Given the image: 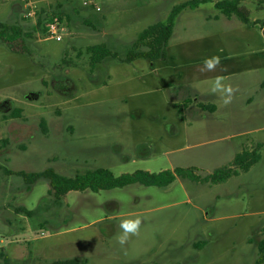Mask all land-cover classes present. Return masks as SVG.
<instances>
[{"label":"rangeland","instance_id":"374dc122","mask_svg":"<svg viewBox=\"0 0 264 264\" xmlns=\"http://www.w3.org/2000/svg\"><path fill=\"white\" fill-rule=\"evenodd\" d=\"M189 0H97L100 13L73 3L44 2L70 16L61 42L33 32L18 0H0V23L16 25L22 42H0V253L8 264H254L264 238V37L259 26L226 18L213 3L176 17L163 60L89 65L86 47L103 44L124 57L137 35L167 23ZM264 23V0H244ZM31 34V36H27ZM218 55L215 71H201ZM236 89L223 105L210 81ZM202 105L214 106L213 112ZM19 110V115L14 116ZM260 160L248 172L209 184L176 176L166 187L131 184L47 195L24 174L53 170L73 177L98 168L113 175L191 169L203 178L242 151ZM22 207L31 216L16 213ZM140 217V232L121 246L120 222ZM1 261V260H0Z\"/></svg>","mask_w":264,"mask_h":264},{"label":"trees","instance_id":"16d2710c","mask_svg":"<svg viewBox=\"0 0 264 264\" xmlns=\"http://www.w3.org/2000/svg\"><path fill=\"white\" fill-rule=\"evenodd\" d=\"M244 0H221L213 3L214 8L226 18L230 19L235 17L239 22L245 26H259L260 30L264 28V23L256 20H251L249 13L241 6ZM73 3L79 5L78 2L73 0L58 1V8L62 3ZM212 2L211 0H189L174 6L169 14L167 23H155L144 30H142L136 37L135 41L131 44L124 57H118L116 54L111 53L105 45L96 44L88 46L85 49L89 58V65L94 66L101 63L108 57H112L121 63H131L136 60H163L166 58V48L168 41L171 38L174 21L176 17L185 8L194 10L200 5ZM42 7V5H40ZM39 7V8H40ZM79 7H81L79 5ZM82 8V7H81ZM37 17L33 32H39L42 35L45 33V25L52 19H57L59 22L68 21L70 16L64 12L53 10L49 17L41 16L44 10L41 8L37 11ZM27 36H31L28 34ZM22 42L21 30L16 25H7L0 23V42L13 52L23 53L25 50H16V42ZM202 109L213 112L214 106L202 105ZM19 115V110L15 112L14 116ZM7 140L0 139V144L4 147ZM256 150L242 151L236 154L229 166L219 168L210 175L200 178L193 174L191 169L175 168L173 171L164 170L158 173H149L147 171L137 170L130 174H121L119 176L113 175L109 170L98 168L95 170H87L83 173L75 174L73 177H65L55 173L53 170H45L40 173L24 174L17 172L29 187L39 180H45L48 183L47 195L54 200H60L65 197L69 192H82L90 190L91 192H99L101 190H111L115 188H122L131 184H141L143 186H156L166 187L170 185L176 176L189 177L191 180L200 183L219 184L228 180L232 176L238 175L239 172H248L249 169L260 160V155ZM6 173L7 171L0 166V171ZM16 213H23L26 216H31L33 211L26 210L22 207L15 208ZM257 258L254 264H264V238L256 242ZM0 264H8V258L0 253ZM51 264H85V261L78 259H69L64 261H55Z\"/></svg>","mask_w":264,"mask_h":264},{"label":"clouds","instance_id":"9594fccd","mask_svg":"<svg viewBox=\"0 0 264 264\" xmlns=\"http://www.w3.org/2000/svg\"><path fill=\"white\" fill-rule=\"evenodd\" d=\"M221 64V57L214 55L206 57L203 62L201 71H215ZM210 91L213 94H219L223 105L227 106L232 102L235 88L231 84L225 83L224 77L217 76L210 81ZM142 219L136 217L134 219H124L120 222L121 233L117 236V242L123 246L125 245L132 236H136L140 232Z\"/></svg>","mask_w":264,"mask_h":264},{"label":"built area","instance_id":"2783aa9c","mask_svg":"<svg viewBox=\"0 0 264 264\" xmlns=\"http://www.w3.org/2000/svg\"><path fill=\"white\" fill-rule=\"evenodd\" d=\"M27 8L24 15L25 18H33L40 5L44 2H58L63 0H18ZM79 3V5L86 10H90L94 13H100L101 7L99 6L97 0H73ZM64 22H59L57 19H52L45 25V33L43 40H54L56 42H61L66 34V28L63 24Z\"/></svg>","mask_w":264,"mask_h":264},{"label":"water","instance_id":"95a60500","mask_svg":"<svg viewBox=\"0 0 264 264\" xmlns=\"http://www.w3.org/2000/svg\"><path fill=\"white\" fill-rule=\"evenodd\" d=\"M261 35L264 37V28L261 30Z\"/></svg>","mask_w":264,"mask_h":264},{"label":"crops","instance_id":"0c3cea01","mask_svg":"<svg viewBox=\"0 0 264 264\" xmlns=\"http://www.w3.org/2000/svg\"><path fill=\"white\" fill-rule=\"evenodd\" d=\"M136 62H138V60H136V61H133V62H131V63H136Z\"/></svg>","mask_w":264,"mask_h":264}]
</instances>
